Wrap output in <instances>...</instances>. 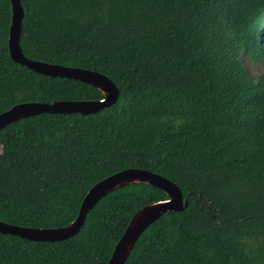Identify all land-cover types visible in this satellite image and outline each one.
<instances>
[{"label":"trees","instance_id":"16d2710c","mask_svg":"<svg viewBox=\"0 0 264 264\" xmlns=\"http://www.w3.org/2000/svg\"><path fill=\"white\" fill-rule=\"evenodd\" d=\"M25 57L108 77L118 103L89 116L42 114L0 132V221L69 225L90 189L143 169L175 183L168 212L126 264H264V0H21ZM0 0V114L29 102L100 101L96 88L10 57ZM129 185L104 197L62 242L0 234V264H108L137 211L167 200Z\"/></svg>","mask_w":264,"mask_h":264},{"label":"water","instance_id":"95a60500","mask_svg":"<svg viewBox=\"0 0 264 264\" xmlns=\"http://www.w3.org/2000/svg\"><path fill=\"white\" fill-rule=\"evenodd\" d=\"M12 19L9 32L10 57L16 64L51 78H63L88 84L103 95L100 101H57L48 103L29 102L13 106L0 114V132L9 125L29 117L42 114L82 116L96 115L115 106L120 99L117 86L105 75L74 67L50 64L28 59L21 48V34L25 17L21 0H9ZM2 154V149L0 150ZM149 185L162 190L168 199L148 204L135 213L124 234L117 243L108 264H126L136 243L144 232L168 212H183L188 206L180 188L170 180L143 169H127L118 172L94 185L85 196L77 218L69 225L40 229L8 224L0 221V234L12 235L32 242H62L81 232L90 211L108 194L129 185Z\"/></svg>","mask_w":264,"mask_h":264},{"label":"rangeland","instance_id":"374dc122","mask_svg":"<svg viewBox=\"0 0 264 264\" xmlns=\"http://www.w3.org/2000/svg\"><path fill=\"white\" fill-rule=\"evenodd\" d=\"M242 59L244 61L248 73L251 76L255 77L264 73V61L255 63L246 56H243Z\"/></svg>","mask_w":264,"mask_h":264}]
</instances>
